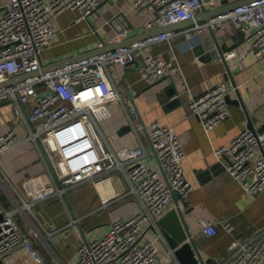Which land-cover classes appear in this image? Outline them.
<instances>
[{
	"label": "built area",
	"instance_id": "2783aa9c",
	"mask_svg": "<svg viewBox=\"0 0 264 264\" xmlns=\"http://www.w3.org/2000/svg\"><path fill=\"white\" fill-rule=\"evenodd\" d=\"M108 0H10L0 16V84L14 76L39 74L0 87V103L12 101L17 115L26 119L29 139L39 147L47 165L50 180L40 189L39 198L64 196L69 186L92 180L112 169H122L131 183V193L145 207L144 212L123 219L110 220L102 238L85 242L79 248L78 264H181L174 249L162 252L145 237L147 225L157 226V217L173 208L185 213L190 205L193 184L185 177L184 144L171 126L158 121L146 122L135 107L126 108L131 128L146 130L159 169L146 164L147 151L128 161L121 160L108 146L101 123L111 116L109 105L123 101L109 66L134 63L138 53L152 44L170 39L173 32H163L132 44L119 46L52 70L42 71V53L54 36L53 18L67 9L78 11V19L88 17ZM134 10L152 14L147 25L153 29L166 24L192 19L202 10L213 7L214 0H133ZM232 23L247 34V46L256 56L264 55V0H253L232 10L210 17L184 30L191 40L204 29H227ZM128 37L126 29L113 35L112 43ZM100 39L98 48L106 45ZM194 43L190 42L193 48ZM235 50L221 58L232 63ZM141 74L148 82L168 77L178 71L172 60L158 55H143ZM264 75V68L262 70ZM238 88V85L235 86ZM132 95L138 91L130 86ZM228 91L224 83L207 88L195 96L190 108L211 131L229 116ZM132 101V98H129ZM27 103L33 111L25 113ZM19 136L11 130L0 133V154L14 148ZM228 157L225 169L239 179L250 195L264 196V130L245 127L229 144L216 149ZM129 164V168L126 166ZM178 197H176V194ZM30 207L25 202L18 209L0 214V259L6 261L11 252L31 249V243L15 219V213ZM198 222L208 236L216 234L215 223L205 217ZM228 230L231 224L223 222ZM35 264H42L35 256ZM7 263V262H6ZM8 264H13L11 260ZM210 264V263H204ZM218 264H264V229L251 237L235 239L228 246V257Z\"/></svg>",
	"mask_w": 264,
	"mask_h": 264
},
{
	"label": "crops",
	"instance_id": "0c3cea01",
	"mask_svg": "<svg viewBox=\"0 0 264 264\" xmlns=\"http://www.w3.org/2000/svg\"><path fill=\"white\" fill-rule=\"evenodd\" d=\"M214 1L213 7L197 13L202 20L165 31L174 35L138 53L134 63L109 66L123 101L109 105L111 116L100 125L108 146L121 160L128 161L147 151L145 162L155 169L159 165L148 134L143 128L138 132L131 128L126 108L135 107L148 123L158 121L175 129L186 152L184 174L194 186L190 205L183 214L199 264H218L228 257V246L235 239H246L264 229V196L250 195L242 182L225 169L228 157L216 153V149L229 144L245 127L260 129L264 124V55L256 56L248 49V33L239 32L232 23L227 29L198 31L191 40L185 37L186 28L208 20L203 19L206 11L244 0ZM9 3L10 0H0V16ZM133 5V0H108L88 19L81 20L77 10H65L53 18L54 36L42 53L43 65L97 49L100 39L112 44L113 35L124 29L127 38L136 39L153 30L147 25L152 14L139 15ZM213 35L221 45L230 47L227 51L237 52L232 63L222 58L205 61L195 53V47ZM190 42L195 44L193 48ZM147 53L172 60L178 71L148 82L141 74L143 55ZM221 83L228 91L229 116L208 132L191 110L190 102L207 88ZM130 86L138 91L136 95H132ZM14 107L12 101L0 103V133L14 130L19 136L14 148L0 154V214L30 203L29 208L15 213V219L29 238L34 254L21 248L11 252L6 262L35 264L38 255L42 264H78L83 243L102 238L112 218L126 219L144 212V203L130 192V180L122 169H112L69 186L64 196L52 194L39 198L40 189L50 180L47 165L39 147L29 139L26 119L17 115ZM33 108L32 103H27L24 112L31 113ZM200 217L215 223L216 234L203 233ZM225 221L231 224V230L224 227ZM146 231L145 237L162 252L172 249L159 225L148 224Z\"/></svg>",
	"mask_w": 264,
	"mask_h": 264
},
{
	"label": "water",
	"instance_id": "95a60500",
	"mask_svg": "<svg viewBox=\"0 0 264 264\" xmlns=\"http://www.w3.org/2000/svg\"><path fill=\"white\" fill-rule=\"evenodd\" d=\"M251 1L253 0L235 1L231 4L226 3L222 7H217L212 10L206 11L205 14H203V19L207 20L210 17H213L221 13H224L226 11L232 10L241 4L249 3ZM199 20H202V19H200L199 14H196V16L192 19H186V20H182L179 22L166 24L164 26H159L157 28H154L153 30L147 31L145 35H143L139 39H146L153 35L163 33L179 25H184L189 22L199 21ZM139 39L126 38L117 43H112L108 45L106 44L102 48H97L92 51H87L85 53H81L73 57H68L60 61H56L50 65H43L42 71L52 70L59 66L66 65L74 61H79L89 56H92V55H95V54H98V53H101L107 50H111L119 46L128 45ZM227 50H230V47H227L226 45H221L219 43L218 38L215 35H213L212 38L196 46L194 51L197 55L201 56L203 60L208 61L213 58H221V56L224 54V52H227ZM36 74H39V72H33L30 74H21V75L14 76L13 78H10L6 80L5 82L1 83L0 87L8 85V84H13L15 82H18V81H21L27 78L28 76H32ZM228 98L229 96H227V99ZM258 130H264V124ZM175 194H176V197H178V194L177 193ZM157 222L169 246L175 250V255L177 259L180 261V263L181 264H199L200 258L197 254V250L194 246V242L191 239V232H190L189 224L186 221L184 214L181 213L179 210L172 208L171 210L166 212L164 215H162L158 219ZM0 264H8V263L0 259Z\"/></svg>",
	"mask_w": 264,
	"mask_h": 264
}]
</instances>
